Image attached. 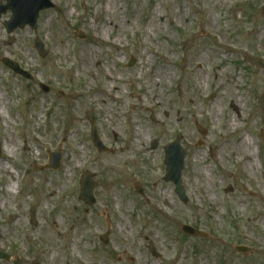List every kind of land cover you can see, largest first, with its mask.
I'll use <instances>...</instances> for the list:
<instances>
[{
    "label": "rangeland",
    "instance_id": "obj_1",
    "mask_svg": "<svg viewBox=\"0 0 264 264\" xmlns=\"http://www.w3.org/2000/svg\"><path fill=\"white\" fill-rule=\"evenodd\" d=\"M52 1L36 28L8 32L12 11L0 18V38L13 52L0 57L7 116L0 115V264L36 258L44 264H264V0H115L116 16L103 13L106 0ZM35 38L44 43L45 56ZM84 51L91 52L85 63ZM4 57L34 78L15 73ZM166 57L173 78L150 83L159 66L168 65ZM197 88L204 93L199 107L215 102L220 118L193 122L184 89ZM90 111L107 150L91 139ZM227 114L235 124L225 128ZM163 126L169 135L162 139ZM178 135L187 202L164 180V149ZM238 137L252 141L249 159L220 147L226 142L233 148ZM8 144L16 149L5 170ZM58 150L60 166L44 168ZM66 154L75 166L65 163ZM87 170L98 182L93 205L79 197ZM16 173L18 189L9 198ZM183 224L210 236L191 238ZM107 230L109 245L100 240Z\"/></svg>",
    "mask_w": 264,
    "mask_h": 264
},
{
    "label": "water",
    "instance_id": "obj_2",
    "mask_svg": "<svg viewBox=\"0 0 264 264\" xmlns=\"http://www.w3.org/2000/svg\"><path fill=\"white\" fill-rule=\"evenodd\" d=\"M53 3L50 0H7L6 5H2L0 2V17L3 12H6L8 9H11L13 15L9 21L6 22V27L8 32L13 31L16 27H24L26 24H30L34 28L37 26V18L39 12L43 9L52 7ZM77 34L80 37H84V34L81 31H78ZM36 46L40 53L45 56L46 51L44 49V44L38 38L36 39ZM4 64L10 67L15 72L22 74L23 76L31 78V74L25 71L18 62L4 58ZM44 90L48 91L49 88L43 85ZM88 117L92 122V139L95 145L100 150H106L107 148L101 141L97 128L95 126V118L93 111L88 113ZM61 152L51 153V164L50 167L57 168L60 166L61 162ZM185 162V152L183 147L180 144V136L177 137L172 143L168 144L165 148V164H166V181H173L175 183L176 191L179 197L183 201H187L185 195V190L182 185V170ZM94 173L87 171L81 179V198H83L89 204L95 202L94 188L97 182L93 179ZM232 189V188H230ZM139 191H143V188H139ZM32 219L35 222L34 212L32 213ZM183 228L190 233L196 234L197 230L189 225H184ZM237 249L240 251H249V248L244 246H237Z\"/></svg>",
    "mask_w": 264,
    "mask_h": 264
},
{
    "label": "bare ground",
    "instance_id": "obj_3",
    "mask_svg": "<svg viewBox=\"0 0 264 264\" xmlns=\"http://www.w3.org/2000/svg\"><path fill=\"white\" fill-rule=\"evenodd\" d=\"M169 1V0H168ZM110 3L114 4L113 6L110 5ZM105 5L106 7L103 9V13L105 14V16H110L111 14H114L116 16V13H117V8H119L118 6H116L115 4V0H106L105 2ZM110 5V6H109ZM158 11H155L153 15H151L150 19H149V25H148V29L151 30V27L154 28L156 27L155 25L152 26V22L153 20L155 19V15H158ZM128 20V19H127ZM131 20H128V22H130ZM175 23L174 21V18L171 17V24L173 25ZM205 26L209 27V28H213V25L211 23V21H206L205 22ZM104 30L107 32L108 30L104 28ZM260 34H261V37L264 36V29H262L260 31ZM24 42V41H22ZM8 51L10 55H13V52L10 51V48L9 47H5L4 44H3V41L2 39L0 38V57L2 56H5L6 55V52L5 51ZM21 56H25L24 52H22L21 50L18 51ZM91 52L87 51L83 53L82 55V60L83 62L85 63L86 60L89 58V55H90ZM191 59L193 60H198L200 59V56L197 57V58H193V56L191 57ZM150 59H148L147 62H149ZM169 60L170 58L169 57H166V61L168 62V65L166 66H159L158 70H157V74L153 76V78L150 80V83H158V84H163L164 82H169L171 81V78H173V71L170 70V67H169ZM155 69V67H154ZM122 80V78H120ZM107 80H111V85L113 87V89H115L116 91V94L114 95V100H119L121 98L120 96V87H118L117 85H114L113 83L115 82L114 78L112 75H110V77L108 76V79ZM107 83L102 87V92L106 90L107 88ZM193 87H196V85L192 84ZM184 91H186L184 97L188 99V102L190 103V106H191V117L193 119V122L195 124H198V123H201L203 121L207 122V123H210V120L211 119H216V118H220L222 113L220 112V109L218 108L217 104L215 102H211V103H206L204 107H199V102L200 101H203V97H204V93L200 91L199 88H197L196 90L194 89H191V90H187V89H184ZM104 102H106V100H104ZM5 108L6 106L4 105L3 101L0 100V115L3 116L4 119L7 118V116L5 115ZM226 118H227V123H226V126L225 128L228 127V125H231V124H235L234 120L233 119H230L229 118V114L226 115ZM133 125H136V122H137V119L134 118L133 120ZM165 123V122H163ZM214 130V129H213ZM139 132H142L141 131V126L138 125L137 127V131L135 132L136 134V137L135 139L137 138V141L138 143L141 142V138L139 136ZM219 133V132H218ZM221 138L225 139L228 137V135L220 132L219 133ZM161 137L162 139L167 137L169 135V130H167L165 128V126H163L162 128V131H161ZM186 135L188 138H190L189 136V133L186 132ZM234 140L237 141V143L235 144V146L232 148L230 147L226 142H224L222 145H220V147L223 149V148H226V149H230L236 153H239L241 156H244L246 159H249V157H246V156H249L253 150V143L252 141L250 140V138H247V137H238V138H235ZM72 147H75L73 143L70 144ZM15 149H16V145L15 144H8V145H5V148H4V154H5V160H4V164L2 165V167L7 170L11 165H12V160L14 158V153H15ZM65 163L68 165V166H75V164L73 163L71 157H69V155L66 154V157H65ZM111 166V165H110ZM21 176L19 173H16L15 175V178H12L11 177V182L8 184L7 186V195H9L8 197L11 198L12 194H15L16 190L18 189V184H19V180H20ZM55 196L54 192L51 193V198L50 199H53V197ZM5 198L3 197V199H1V201H3Z\"/></svg>",
    "mask_w": 264,
    "mask_h": 264
},
{
    "label": "flooded vegetation",
    "instance_id": "obj_4",
    "mask_svg": "<svg viewBox=\"0 0 264 264\" xmlns=\"http://www.w3.org/2000/svg\"><path fill=\"white\" fill-rule=\"evenodd\" d=\"M108 235H109V239H108V242L107 243H105L106 245H109L110 244V242H111V240H110V231H108ZM189 237H191V238H195V239H200V240H202V239H205L207 236H202V235H198V236H191V235H189ZM100 240H101V238H100ZM0 241H1V237H0ZM1 251L2 250H0V260H1V258H2V255H1ZM158 255L160 254L159 252L157 253ZM127 256V260H130V261H134V258H133V256H129V255H126ZM122 255L121 256H119V260L121 261L122 260ZM69 259H71V257H69ZM74 259V258H73ZM94 258H91V262H93L94 260H93ZM35 261H39V263L38 264H44L41 260H40V258H36V259H34V260H32V261H29V263L28 264H37V263H35ZM67 262H68V260H67Z\"/></svg>",
    "mask_w": 264,
    "mask_h": 264
}]
</instances>
